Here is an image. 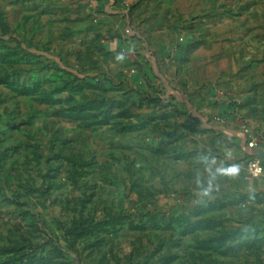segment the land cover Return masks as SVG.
Segmentation results:
<instances>
[{
    "label": "rangeland",
    "instance_id": "1",
    "mask_svg": "<svg viewBox=\"0 0 264 264\" xmlns=\"http://www.w3.org/2000/svg\"><path fill=\"white\" fill-rule=\"evenodd\" d=\"M31 1L0 0V264H264V0H81L66 39Z\"/></svg>",
    "mask_w": 264,
    "mask_h": 264
},
{
    "label": "crops",
    "instance_id": "2",
    "mask_svg": "<svg viewBox=\"0 0 264 264\" xmlns=\"http://www.w3.org/2000/svg\"><path fill=\"white\" fill-rule=\"evenodd\" d=\"M33 2V3H32ZM81 0H32L27 8L29 13H41L44 15L41 17L43 20H48L49 25L51 23H61V38L66 39V31L69 27L70 22H75L76 20H81L82 14L81 9L79 8ZM121 0H90L89 8H93V10L103 9L106 13L108 20H113V18L117 17L114 15L120 14L123 11ZM81 12V13H80ZM82 36V33H74L73 37ZM130 41L127 40L122 31H119L116 35L112 37L110 42H108V48L111 52H117L119 50H123L128 47ZM131 54V53H130ZM132 56V55H131ZM129 56V57H131ZM135 57H133L134 59ZM140 74V73H139ZM217 113L224 115L225 118L221 127L223 130L217 129L219 132H215L213 134H217L223 132L227 136L240 137V120L234 115L233 110L230 108V105H219L217 108ZM229 124L232 126L229 127ZM234 128V130H233ZM237 128V129H236Z\"/></svg>",
    "mask_w": 264,
    "mask_h": 264
},
{
    "label": "built area",
    "instance_id": "3",
    "mask_svg": "<svg viewBox=\"0 0 264 264\" xmlns=\"http://www.w3.org/2000/svg\"><path fill=\"white\" fill-rule=\"evenodd\" d=\"M254 143L252 141L248 142L249 147H253ZM248 171L253 175H260L263 173V166L260 164L258 160L251 159L247 163Z\"/></svg>",
    "mask_w": 264,
    "mask_h": 264
},
{
    "label": "trees",
    "instance_id": "4",
    "mask_svg": "<svg viewBox=\"0 0 264 264\" xmlns=\"http://www.w3.org/2000/svg\"><path fill=\"white\" fill-rule=\"evenodd\" d=\"M73 111H76V110H73Z\"/></svg>",
    "mask_w": 264,
    "mask_h": 264
}]
</instances>
